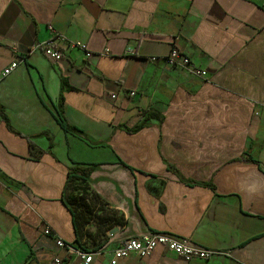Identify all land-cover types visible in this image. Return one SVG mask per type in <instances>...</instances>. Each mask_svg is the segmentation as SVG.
<instances>
[{"label": "crops", "instance_id": "obj_1", "mask_svg": "<svg viewBox=\"0 0 264 264\" xmlns=\"http://www.w3.org/2000/svg\"><path fill=\"white\" fill-rule=\"evenodd\" d=\"M50 25L91 54L59 38L58 61L32 50ZM173 47L207 77L170 65ZM13 61L0 82V264H84L76 247L105 264L148 231L213 254L158 245L118 264H264V0H0V72ZM75 165L93 166L86 184L68 181Z\"/></svg>", "mask_w": 264, "mask_h": 264}, {"label": "built area", "instance_id": "obj_2", "mask_svg": "<svg viewBox=\"0 0 264 264\" xmlns=\"http://www.w3.org/2000/svg\"><path fill=\"white\" fill-rule=\"evenodd\" d=\"M50 28L54 33L53 38L45 42L36 43L33 46L32 50L42 49L47 57L54 61H58L63 57V52L58 46L55 45L53 39L59 38L66 42L68 49L77 47L82 49L87 56L91 54V51L89 50L85 42L80 40H66L65 37L56 33L52 25H50ZM167 59L168 63L172 66L183 68L197 76H201L204 78L207 77L208 72L206 69L193 66L190 57L187 54L181 52L176 47H173L171 49ZM17 66L18 62L13 61L8 66L4 67L3 70L0 72V82L5 77H7ZM131 94L134 95L135 92H131ZM112 96L115 97L116 95L113 94ZM255 114L260 115V110H256ZM45 233L52 234V229L48 226L45 229ZM56 243L60 248H66L68 251L72 247L71 244L65 242L63 239L60 238L56 239ZM158 245L163 246L169 252L182 256L185 261H190L194 258L208 259L213 254V250L195 244L189 238H180L171 233L166 232L148 231L146 233L141 234L140 236L129 237L125 239L122 244H120L113 250L111 258L105 264H118L120 259L133 253L138 254L142 257L148 256ZM73 250L74 248L72 249V251ZM75 251L76 255L83 260L84 264H91L93 262V252L85 251L81 247H76ZM52 263L68 264L66 260H64L58 255L53 258Z\"/></svg>", "mask_w": 264, "mask_h": 264}, {"label": "trees", "instance_id": "obj_3", "mask_svg": "<svg viewBox=\"0 0 264 264\" xmlns=\"http://www.w3.org/2000/svg\"><path fill=\"white\" fill-rule=\"evenodd\" d=\"M59 120H60L61 125L63 126V128L66 131H72V132H76V133H82V130L81 129H79V128H77V127L72 126L71 124H69L67 122V120L65 119V117L63 115H61V114L59 116ZM142 126H143V124H139V125H137L135 128H133L131 130L139 129ZM52 147H53V140H52V137H50V147H49L50 150L52 149ZM92 171H93V166L84 168V167H82L80 165H75V166L69 168V170H68V178H69L68 181L77 179V180H80L81 182H83V183L86 184L87 181H88V179H89L90 173ZM66 188H67V186H66ZM85 188H87V186L83 187V189H85ZM86 193L87 192H83L82 191L81 197L78 198V200H77V203L78 204H82L83 203L85 206L88 205V203H86V198H87ZM90 199H92V198H90ZM71 211L73 212L74 222H75V225H76V223L78 224V222H79V214L81 212L80 211H76V208H74V207H71ZM77 227H78V225L76 226V228ZM77 230H78V228H77Z\"/></svg>", "mask_w": 264, "mask_h": 264}]
</instances>
